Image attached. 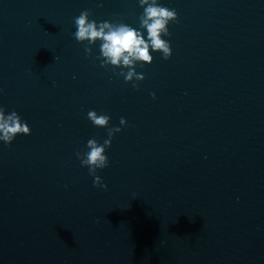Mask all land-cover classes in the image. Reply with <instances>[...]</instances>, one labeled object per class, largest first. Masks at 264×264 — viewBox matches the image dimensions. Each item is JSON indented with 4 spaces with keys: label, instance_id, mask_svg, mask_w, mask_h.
Listing matches in <instances>:
<instances>
[{
    "label": "water",
    "instance_id": "95a60500",
    "mask_svg": "<svg viewBox=\"0 0 264 264\" xmlns=\"http://www.w3.org/2000/svg\"><path fill=\"white\" fill-rule=\"evenodd\" d=\"M158 3L172 55L126 82L74 19L147 39L139 0H0V107L31 129L0 141V264H264V0ZM93 110L107 190L76 156Z\"/></svg>",
    "mask_w": 264,
    "mask_h": 264
},
{
    "label": "clouds",
    "instance_id": "9594fccd",
    "mask_svg": "<svg viewBox=\"0 0 264 264\" xmlns=\"http://www.w3.org/2000/svg\"><path fill=\"white\" fill-rule=\"evenodd\" d=\"M143 13L139 17L140 28L146 29L147 39L141 30H137L123 22H100L91 20L89 11L85 10L74 19L76 32L74 37L78 42L87 41L85 52L91 55L92 48L100 41V57L102 67L127 68L128 71H121L118 75L123 76L126 82L134 79L140 81L144 79L142 74H137L135 66L137 63L150 64L153 61L151 52H160L164 59L172 55V48L169 41L163 39L170 35L168 25L177 21V13L174 9L160 6L158 0H139ZM102 6V5H101ZM133 87H138L134 84ZM2 91V90H0ZM155 99V94L153 93ZM94 126L108 128V139L99 143L95 138L87 141V151H77L76 156L81 161V165L89 169V174L94 177V186L107 190L97 175L98 169L108 167L109 159L106 150L111 146V141L115 133L121 131L119 127H109L111 117L107 114H98L96 111H89L87 117ZM122 126H127V121L120 119ZM19 134L30 135L31 129L27 122L23 121L16 111L6 114L4 108L0 107V141L11 144Z\"/></svg>",
    "mask_w": 264,
    "mask_h": 264
}]
</instances>
